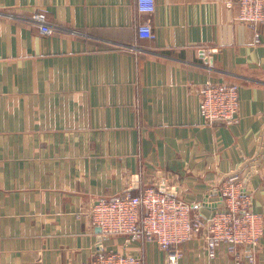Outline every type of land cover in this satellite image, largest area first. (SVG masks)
I'll return each instance as SVG.
<instances>
[{"label":"crops","instance_id":"obj_1","mask_svg":"<svg viewBox=\"0 0 264 264\" xmlns=\"http://www.w3.org/2000/svg\"><path fill=\"white\" fill-rule=\"evenodd\" d=\"M238 14L233 0H156L143 40L135 0H0V264H87L98 251L169 264L157 242L100 240L79 218L149 186L209 216L224 179L250 175L264 218V24ZM209 82L240 86L236 124L206 125ZM256 256L264 264V236ZM176 264L237 260L197 238Z\"/></svg>","mask_w":264,"mask_h":264},{"label":"built area","instance_id":"obj_2","mask_svg":"<svg viewBox=\"0 0 264 264\" xmlns=\"http://www.w3.org/2000/svg\"><path fill=\"white\" fill-rule=\"evenodd\" d=\"M239 8L238 22L257 32L264 24V0H233ZM140 16L137 34L140 39L153 38L149 18L155 12L156 0H135ZM148 16V18H142ZM29 21L45 35L54 33L42 13ZM259 33H257V36ZM200 111L206 125L237 123L240 108V86L236 83L204 84L199 89ZM246 180V179H245ZM238 173L227 176L220 184L223 205L207 216L197 212L185 200L149 186L136 195L94 199L86 212L79 214L90 228L105 236H126L130 241H155L166 254L169 264H176L182 246L197 238L206 242L208 255L215 258L222 246L235 256L237 264H257V252L264 236V218L254 211L253 198ZM87 264H144L138 257L117 252L98 251Z\"/></svg>","mask_w":264,"mask_h":264},{"label":"water","instance_id":"obj_3","mask_svg":"<svg viewBox=\"0 0 264 264\" xmlns=\"http://www.w3.org/2000/svg\"><path fill=\"white\" fill-rule=\"evenodd\" d=\"M249 177H250V175H249L248 178H246V180H245V186H247V181H248ZM162 190H163V191H166V189H165L164 186L162 187ZM245 190H246V189H244L243 191L245 192ZM166 192H167V191H166ZM197 207H199V206H197ZM98 232L100 233V229H98ZM100 240H102L101 237H100Z\"/></svg>","mask_w":264,"mask_h":264}]
</instances>
